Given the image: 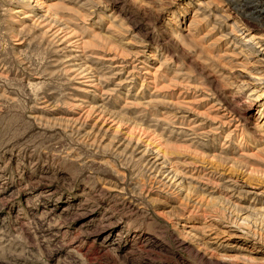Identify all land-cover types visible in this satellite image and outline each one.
Returning <instances> with one entry per match:
<instances>
[{"label": "clouds", "instance_id": "1", "mask_svg": "<svg viewBox=\"0 0 264 264\" xmlns=\"http://www.w3.org/2000/svg\"><path fill=\"white\" fill-rule=\"evenodd\" d=\"M0 264H264V0H0Z\"/></svg>", "mask_w": 264, "mask_h": 264}]
</instances>
